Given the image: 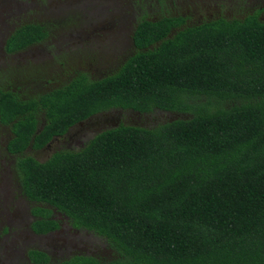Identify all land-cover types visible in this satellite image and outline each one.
Returning a JSON list of instances; mask_svg holds the SVG:
<instances>
[{
  "label": "trees",
  "instance_id": "1",
  "mask_svg": "<svg viewBox=\"0 0 264 264\" xmlns=\"http://www.w3.org/2000/svg\"><path fill=\"white\" fill-rule=\"evenodd\" d=\"M182 24L171 15L141 22L133 53L101 78L80 73L29 95L0 88L3 151L33 205L31 231L57 229L53 209L113 253L55 263L30 250L33 264H264V22ZM47 35L24 24L5 51ZM109 109L182 116L102 132L45 162L29 155Z\"/></svg>",
  "mask_w": 264,
  "mask_h": 264
},
{
  "label": "rangeland",
  "instance_id": "2",
  "mask_svg": "<svg viewBox=\"0 0 264 264\" xmlns=\"http://www.w3.org/2000/svg\"><path fill=\"white\" fill-rule=\"evenodd\" d=\"M6 1L0 0V88L9 87L22 95L50 90L65 84L78 73L95 79L113 70L128 53L124 30L139 12L132 0ZM142 1L143 7L149 9L144 12L146 17L159 18L177 11L178 15H189L194 18L192 20L200 16L206 19L211 14L216 16V9L225 17L228 14L231 17L256 14L260 5H253L250 0L246 6L237 9L233 4L238 3L227 0H163L165 6L159 8L155 0ZM18 22H37L49 31V37L38 45L39 54L34 51L38 49L36 46L15 55L2 54L6 45L4 38ZM117 30L123 37L119 43L114 35ZM151 117H157L158 124H162L170 115ZM149 122L154 124L153 118ZM7 135L6 128L0 125V264H31L28 258L31 249L47 250L54 260L87 253L85 251L96 254L102 261L110 260L113 253L111 251V256L108 253L107 243L93 233L87 238L82 232L78 237H68L66 228L61 235L36 237L31 233L33 205L21 194L14 157L3 151ZM60 146H55L58 148L52 151L28 153L45 162L53 151L67 150L64 145Z\"/></svg>",
  "mask_w": 264,
  "mask_h": 264
},
{
  "label": "flooded vegetation",
  "instance_id": "3",
  "mask_svg": "<svg viewBox=\"0 0 264 264\" xmlns=\"http://www.w3.org/2000/svg\"><path fill=\"white\" fill-rule=\"evenodd\" d=\"M139 12H138V16L134 17L132 19L131 22H129V25L125 28L124 30V35L126 37V43L128 45V53L123 57V59L127 58L128 56H130L133 51L135 50V47L133 45V35L134 32L136 30V28L138 27V25L143 22V21H155L157 20V18H150V17H146L144 12H149V9L143 7V1L142 0H132ZM228 2H232L235 1L238 4H233L234 7H236L237 9H239L240 6H246L250 0H227ZM253 1V5H257L260 3L259 7H258V13L256 14H249L246 13L243 16L240 17H231L230 14H228L229 16H222L220 12H217L216 9V16H213L212 14L206 18L203 19L201 16L197 19V20H192L194 18H191L189 15H178V12H173L174 14H166L164 16H168L171 15L173 17H182L183 19V24L181 25V27H184V25H189V26H199L204 24L205 22H214L220 18L223 19H227V20H231L232 18H238V19H243L246 16H256L258 18V20L264 22V0H251ZM7 3L9 2H13V3H17V0L14 1H6ZM155 5H157V7L162 8L165 5L163 4V0H155ZM182 8H184L182 6ZM233 9V8H232ZM141 11V12H140ZM119 22H122L119 20ZM39 24L37 22H18L16 25L12 26L9 31L8 34L6 35V37L4 38V44L6 43L7 39L9 38V36L11 35L12 32H14L17 28H19L20 26L24 25V24ZM41 25V24H39ZM175 30V29H174ZM114 35H117V41L118 43L121 42V40L123 39V37L121 35H119V30H117V33H114ZM49 37V35H47V37L43 38L42 40L32 43L30 45H28L27 47H25L22 50L13 52V53H6L5 48H2V54L4 55H15V54H19L21 52H24L34 46H36V48H38V45L41 44L42 42H44L47 38ZM36 51L37 54H39L40 52V48L34 50ZM124 61V60H121ZM117 65V64H116ZM80 74V73H78ZM77 74V75H78ZM76 75V76H77ZM102 76V75H101ZM99 77V76H98ZM97 77V78H98ZM162 114V117L165 115H170L169 119H166L165 121H172L175 120L179 117L182 116V114H178L175 112H167V111H162V110H154L153 112L150 113H140L131 109H126V110H122V109H109L103 112H99L96 114H93L89 117H87L86 119L79 121L77 123H75L74 125H72L64 135L61 136H56L53 137L41 150H35L33 152L35 153H42L44 151H52L53 149H56L58 147L55 148V146H60L66 147L67 150L69 151H79L82 148H84V146L92 139L94 138L96 135L108 131V130H112L115 128H118L120 126H133V127H139V128H151V127H155L156 125H158L157 122V117H151L153 115H159ZM151 117V118H150ZM153 118L154 124H152L151 122H149L150 119ZM157 122V123H156ZM150 124H152V126H149ZM61 142V144H60ZM73 146L77 147L75 150H71L70 148H73ZM57 151V150H56ZM61 151V150H58ZM55 151H53L52 153H54ZM12 157V156H11ZM52 212V218L55 222H57L58 228L48 232L46 234H35L33 232H31L34 236L36 237H44V236H51L54 234H59L61 235L63 233L64 228H66V234L68 235V237H78L79 235H81L80 232L84 233L85 237L87 238L89 234H91V232H88L85 229H81V228H73L68 221V218L61 214L60 212H57L56 210H51ZM31 213V212H30ZM36 216L32 215V220L29 224V228L31 223L35 220ZM93 235V234H92ZM81 243V241H80ZM31 250H38V249H31ZM43 251L44 253H46L49 257L51 261H54L55 263L58 262H62L64 260H68L69 258L73 257V256H91L97 260H103L101 257L97 256L96 254H89L88 251H85L87 253H76L73 255H69L67 257H62L59 260H54L53 259V254H51L50 252H48L47 250H40ZM108 252V250H107ZM110 256H111V250H109ZM109 256V257H110ZM109 260V258H108ZM107 260V261H108ZM33 264V263H31Z\"/></svg>",
  "mask_w": 264,
  "mask_h": 264
}]
</instances>
